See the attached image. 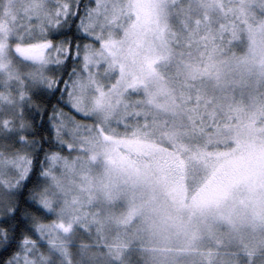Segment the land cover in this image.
Instances as JSON below:
<instances>
[{"label":"snow or ice","instance_id":"6c2138e0","mask_svg":"<svg viewBox=\"0 0 264 264\" xmlns=\"http://www.w3.org/2000/svg\"><path fill=\"white\" fill-rule=\"evenodd\" d=\"M169 92L264 101V0H0V264H125L94 162Z\"/></svg>","mask_w":264,"mask_h":264},{"label":"rangeland","instance_id":"374dc122","mask_svg":"<svg viewBox=\"0 0 264 264\" xmlns=\"http://www.w3.org/2000/svg\"><path fill=\"white\" fill-rule=\"evenodd\" d=\"M196 147L189 159L185 151ZM100 152L95 192L124 252L136 246L140 264H239L242 246L264 241L259 98L207 106L161 94L114 126Z\"/></svg>","mask_w":264,"mask_h":264},{"label":"trees","instance_id":"16d2710c","mask_svg":"<svg viewBox=\"0 0 264 264\" xmlns=\"http://www.w3.org/2000/svg\"><path fill=\"white\" fill-rule=\"evenodd\" d=\"M219 136V135H218ZM217 136V137H218ZM177 137H181L180 135H177ZM181 138H183V137H181ZM183 139H185V141H188L186 138H183ZM209 140H211V139H209ZM197 148L198 147H196V148H192V149H187L186 151H185V154H186V156L190 159H193V155H194V153H195V151L197 150ZM202 152H204V150H201ZM175 153V152H174ZM181 180H179V183L183 186L184 185V182L182 181V182H180ZM128 253H130V254H127L126 255V259L127 258H129V259H131V261H132V263L131 264H140V252H139V250H138V248L136 247V246H131V249H130V251L128 252Z\"/></svg>","mask_w":264,"mask_h":264}]
</instances>
